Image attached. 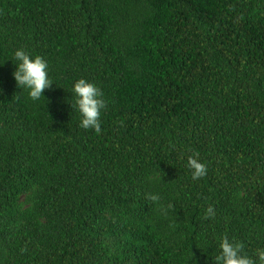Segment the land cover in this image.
Masks as SVG:
<instances>
[{"label": "trees", "instance_id": "trees-1", "mask_svg": "<svg viewBox=\"0 0 264 264\" xmlns=\"http://www.w3.org/2000/svg\"><path fill=\"white\" fill-rule=\"evenodd\" d=\"M17 48L48 62L38 101L12 76ZM81 77L102 91L100 133L70 103ZM0 89V264L264 247V0H0Z\"/></svg>", "mask_w": 264, "mask_h": 264}, {"label": "clouds", "instance_id": "clouds-1", "mask_svg": "<svg viewBox=\"0 0 264 264\" xmlns=\"http://www.w3.org/2000/svg\"><path fill=\"white\" fill-rule=\"evenodd\" d=\"M15 69L12 76L22 90L33 101L44 97L45 89L51 87L53 81L49 77L48 62L40 55H30L25 49L17 48L14 53ZM3 89H0L2 92ZM74 101L70 102L80 116L79 126L85 130L93 129L101 132V110L105 108L101 89L86 78L77 79L71 89ZM187 166L191 170L193 180H199L207 174V165L200 159L199 154L187 158ZM146 198L157 202L158 194L148 193ZM215 209L209 205L205 210V218H213ZM219 254L214 258V264H264V247L256 249L254 256H250L240 242L233 241L227 236L220 239Z\"/></svg>", "mask_w": 264, "mask_h": 264}]
</instances>
